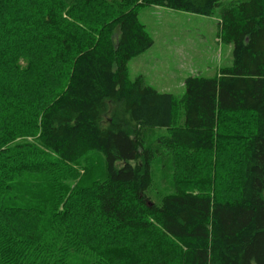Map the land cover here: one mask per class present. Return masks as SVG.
Segmentation results:
<instances>
[{
	"label": "trees",
	"instance_id": "obj_1",
	"mask_svg": "<svg viewBox=\"0 0 264 264\" xmlns=\"http://www.w3.org/2000/svg\"><path fill=\"white\" fill-rule=\"evenodd\" d=\"M43 1L46 11L27 23L35 37L30 46L46 51L53 41L45 34L54 26L58 47L55 60L49 57L40 78L38 73L31 80L37 92L32 98L22 92L32 70L31 59L25 58L26 67L19 64L23 53L4 59L10 63L5 73L0 68V214L22 211L17 217H33L35 227L24 240L0 219V246L9 255L0 264H68L76 248L67 225L80 216L117 232L155 227L164 238L160 258L152 247L140 244L129 252L122 245L119 252L108 247L109 258L91 264H264V0H123L111 6L118 9L112 17L98 13L100 27L75 22L85 21L80 4L104 0ZM143 6L217 13L216 38L227 45V60L211 76H186L181 99L145 84L141 74L129 77L127 62L153 45L138 18ZM21 99L34 111L25 110ZM159 129L166 134L150 140L149 133ZM172 147L191 155L212 152L207 164H227L232 178L215 175L212 188L198 178L190 181L192 190L165 194L155 203L148 195L151 162ZM89 151L103 156V178L70 187L75 173L68 164ZM228 152L235 155L236 170L225 159ZM223 192L234 194L220 199ZM13 242L20 247L14 250ZM172 250L176 259L169 256ZM122 251L126 256L119 257Z\"/></svg>",
	"mask_w": 264,
	"mask_h": 264
},
{
	"label": "rangeland",
	"instance_id": "obj_2",
	"mask_svg": "<svg viewBox=\"0 0 264 264\" xmlns=\"http://www.w3.org/2000/svg\"><path fill=\"white\" fill-rule=\"evenodd\" d=\"M104 1L103 3L95 1L96 3L94 4H85L84 6L80 4L79 11L83 9L80 14L83 15L85 21L74 22L84 26L92 24L93 21H95L97 22L96 27H100L101 22L99 21L100 17L98 13L109 12L110 14L106 16L112 17L118 9H116L117 7L111 6H119L118 4H121L123 0ZM29 3L31 5L33 4L32 7L30 5L28 6ZM36 5H38L37 9L41 7V10H35ZM46 5L47 3L45 1L38 2V0H0V28L6 29L4 34H0V56L5 55L0 60V68L2 67L1 69H3V73H5L4 70L7 69L6 67H8L10 63L7 62L3 64L4 59L9 60L17 52L23 53L19 59L20 65L26 67L28 65L26 64V59H31L32 70L26 73V78H23L29 82L24 85L25 87L22 91L30 98L33 97L34 92H37L34 90L38 88L36 85L38 83H34V81L31 83V80L37 79L36 76L38 73V78H40L41 73L39 70L44 65L45 67H43L42 70H44V68L46 69L49 57L51 59L50 62L55 60L54 50L58 47V45H56L54 48L53 43H55V36L53 38L51 37L52 33H54V26H52L51 31L48 30L51 28L50 27L46 29L48 30L46 31L47 33H44L47 38L53 41V43H48L50 45H48L46 51L42 49L39 50L34 45L30 46V39H34L35 37L29 35L31 31L27 23L30 24L32 21L39 19L38 13H42V11L45 12L46 8L44 7ZM41 15L42 14H40V16ZM216 15L217 13L215 12L211 16H202L157 6H143L139 8L138 18L141 23L144 24L145 30L152 37L153 45L143 54L133 57L127 62L129 77L133 79L141 74L143 75L145 84H149L157 90L171 92L177 99H181L184 92L183 79L186 76L195 74L211 76L215 72H218L220 65L227 60V45L223 40H217L216 38L219 30V26H217L215 22ZM26 27L29 31L28 35L25 33L27 30ZM214 30H217V33L215 32L216 34H214ZM40 39L41 35L39 34L38 38L35 40L38 42ZM36 52L37 56H34L33 54ZM29 53L33 56H30ZM10 71L9 69L6 75L10 73ZM43 74H45V72H43ZM49 87L53 88V84H50ZM19 101L22 105L27 103L26 105L28 106L24 108L25 110L30 112L31 110L34 111V104L29 105V102H26L24 99ZM175 117L177 123H182V108L179 107ZM159 130L149 133L152 134L150 135V140L158 135L166 134L164 129ZM206 154L191 155L184 148L172 147L162 149L160 154L154 157L151 162V184L148 190L150 198L155 203H158L160 198L165 194H170L178 190H192L194 186L191 184L193 182L190 181H196L198 178L205 179L206 183L209 185L208 187L212 188L210 183H212L213 176H218L220 180H222L225 174L228 176L230 168H227V164L211 166L205 161ZM211 156L212 152H209L207 154V159H210ZM185 157L190 158L193 162L195 161L196 164L193 166L191 162L192 165H189V160L187 161ZM212 157L215 158L214 155ZM227 158L230 159V162L235 164V155L228 152L225 154V159ZM236 158L238 161L239 156L237 155ZM234 164H232V167L236 170L237 164ZM67 170H69V172L71 170L75 173L74 175H69L67 182L70 187H72L75 182H82L81 185H87L94 180L103 178V156L97 151L85 152L69 163ZM229 175L231 177V174ZM197 183L198 182H196V184ZM233 194L234 193L228 192L227 194L223 192L217 195L220 199H227L232 197ZM87 198L89 199L90 197L87 196ZM68 200L71 202L70 199ZM19 204L21 206H29L26 200H20ZM21 212L22 211L14 214H0V219L9 223L16 236H21V238L26 240L30 234L35 232V230H33V228H35L34 219L31 216L17 217ZM67 226V231L71 232L74 238L72 249L76 248L75 251L73 250L74 253L70 254L68 264H91L98 259H107L109 255L107 256L105 250L108 247L113 246L114 251L119 252L122 245L127 246L126 251L129 252H131L132 249H139L140 244L142 246L145 245V248L148 247L147 249L152 247L153 249H150L153 250L151 253L153 252V255L156 257H162L159 253L162 250L161 245L159 246L158 243L163 242L164 238L155 227H153V230L150 228L146 231L129 230L117 232L113 229V226L103 227L99 220L93 217L82 216L70 217ZM3 242L2 244H4ZM7 244L11 245L12 241ZM18 247H20L19 243L13 242L14 250L18 249ZM0 249L2 250L0 252V261L3 262L4 257L7 258L9 255L7 251L3 250V247L0 246ZM126 251L120 252L118 256H126L123 255ZM172 251L174 254L169 256L172 259H176L178 256L175 254L176 250ZM111 260H113V258Z\"/></svg>",
	"mask_w": 264,
	"mask_h": 264
}]
</instances>
